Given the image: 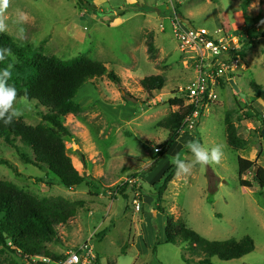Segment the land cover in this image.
<instances>
[{
	"label": "rangeland",
	"instance_id": "374dc122",
	"mask_svg": "<svg viewBox=\"0 0 264 264\" xmlns=\"http://www.w3.org/2000/svg\"><path fill=\"white\" fill-rule=\"evenodd\" d=\"M85 1L86 11L77 0H9L7 9L0 12V21L6 25L3 32L17 43L63 62L78 58L102 62L121 79L120 86L105 77L88 90L84 86L75 99L80 112L65 120L72 133L64 141L67 153L75 169L91 177L97 189L89 190L85 184L63 188L46 170L23 164L13 148L0 140V159L13 167L0 165V180L39 199H63L74 212L68 223L56 227L58 241L43 246L61 258L90 239L99 264H192L196 260L188 244L157 245L153 252L141 226L164 218H158L155 193L143 178L158 154L155 149L167 138V131L157 123L179 110L167 101L184 99L182 91L195 77L194 53L183 48L173 35L177 8L194 29L214 33L219 26L224 35H232L240 26L236 30L241 31L242 42L248 43L247 31L252 29L261 37L245 51L242 69L233 76L247 101L238 99L224 83L216 89L217 101L200 116L192 135L202 148L221 146L220 162L201 166L189 148L172 155L178 149L173 147L162 157L156 173L167 163L174 164L176 158L191 169L176 175L163 207L172 212L175 221L206 240H253L254 250L249 255L229 262L210 258V264H264V189L256 185L255 171L239 178L237 164L238 158H255L264 168V139L259 132L262 123L248 120L244 107V103L252 104L264 119V0ZM153 75L163 77L165 84L149 98L139 81ZM251 82L261 88L256 102ZM125 95L135 100L125 103ZM12 111L15 120L35 127L41 123L39 114L46 109L35 102L15 100ZM112 111L117 117L108 115ZM227 111L246 141L243 149L227 145L223 124ZM184 139L179 138L178 144ZM127 181H135L141 195L153 199L151 204L143 205L140 199L137 211L132 204L134 193L117 194ZM37 261L29 263L10 252L0 255V264Z\"/></svg>",
	"mask_w": 264,
	"mask_h": 264
},
{
	"label": "trees",
	"instance_id": "16d2710c",
	"mask_svg": "<svg viewBox=\"0 0 264 264\" xmlns=\"http://www.w3.org/2000/svg\"><path fill=\"white\" fill-rule=\"evenodd\" d=\"M84 1L77 0V4L86 11L84 5L87 2L85 1L84 4ZM90 8L94 11V7ZM174 13L176 18L182 17L177 8L174 9ZM247 35L249 41L243 46L242 56L246 50L254 46V40L261 37L254 29L247 31ZM4 48H10L11 53L0 62V71H10L8 84L15 87L16 100L35 102L46 111L39 114L41 123L35 127L14 118L7 125L0 120V140L13 148L23 164L46 170L63 188L73 189L85 184L89 190L97 189L92 184L91 177L75 169L67 153L64 141L66 138H71L72 133L65 120L80 112L75 102L80 89L86 85L92 86L104 77L115 86H120V77L108 70L102 62L85 58L63 62L55 57L43 56L31 50L29 46L17 43L4 32H0V49ZM149 48L151 50V46ZM164 84V78L159 75L145 77L139 81L140 88L149 98L160 92ZM249 87L255 91L256 97L253 102H256L260 98L261 88L254 82L249 83ZM125 96H122L125 103L135 100L130 95H127L128 98ZM167 103L170 107H178L179 110L157 123L158 127L167 131V138L157 147L161 151L156 154L148 173L156 170L162 157L177 143L180 138L179 129L191 112V107H185L184 99L181 97L169 99ZM244 107L245 117L250 121L262 123L264 128V119L256 108L254 109L249 103H244ZM223 124L227 145L234 150L243 149L246 141L238 133L230 111L225 113ZM259 132L261 135V130ZM194 133L195 131L187 132L184 135L189 136ZM196 140L197 138L192 141ZM237 164L239 178L255 171L254 181L260 190L264 189V168L256 160L238 158ZM0 165L13 168L3 159H0ZM177 174L175 164H169L163 169L161 176L149 185L155 193L157 213L165 218L164 244L175 246L188 244L189 251L196 258L204 257V260H194L192 264H210L207 261L210 258L229 262L252 253L254 243L249 237L240 240L209 241L187 229L183 223L174 220L172 212L163 207V202L168 187ZM36 182L41 183V180ZM128 190L131 193L138 191L141 194V189L128 181L122 183L117 194L125 196ZM73 216L74 212L63 199H39L10 182L0 180V255L10 252L29 263L40 258L49 259L53 264L58 262L63 257H57L43 244L58 241L56 227L65 225ZM157 245H160L158 236L152 247L153 252ZM182 259L188 263L184 257ZM99 260L97 257L96 264H99ZM34 264L43 263L39 260Z\"/></svg>",
	"mask_w": 264,
	"mask_h": 264
},
{
	"label": "built area",
	"instance_id": "2783aa9c",
	"mask_svg": "<svg viewBox=\"0 0 264 264\" xmlns=\"http://www.w3.org/2000/svg\"><path fill=\"white\" fill-rule=\"evenodd\" d=\"M236 29L232 35H224L221 30L222 35L216 37L203 28L190 29L175 17L173 35L183 48L194 53L195 61V77L182 91L184 106L191 107V112L179 129L180 136L195 131L200 116L217 101L216 89L224 83L229 85L228 81L233 80V76L241 68L244 59L241 51L246 42L240 40L241 31ZM160 151L155 149L157 153ZM133 193L132 204L138 211L141 195L138 191ZM89 241L90 239H87L80 246L68 251L54 264H96L97 255ZM39 260L43 264H53L46 258Z\"/></svg>",
	"mask_w": 264,
	"mask_h": 264
},
{
	"label": "clouds",
	"instance_id": "9594fccd",
	"mask_svg": "<svg viewBox=\"0 0 264 264\" xmlns=\"http://www.w3.org/2000/svg\"><path fill=\"white\" fill-rule=\"evenodd\" d=\"M9 0H0V12H3L8 7ZM6 25L0 21V32L5 31ZM22 31V30H21ZM11 53L10 48L0 49V62H3ZM11 73L8 70L0 71V120H3L5 125L10 124L15 113L12 111L13 103L17 97L15 87L8 84ZM195 157V162L201 166L219 163L223 155L221 146L213 147L211 150L202 148L197 141H189L186 144ZM177 173H187L191 166H186L182 159L176 158L174 161Z\"/></svg>",
	"mask_w": 264,
	"mask_h": 264
},
{
	"label": "crops",
	"instance_id": "0c3cea01",
	"mask_svg": "<svg viewBox=\"0 0 264 264\" xmlns=\"http://www.w3.org/2000/svg\"><path fill=\"white\" fill-rule=\"evenodd\" d=\"M238 15H241V13H237ZM242 19V18H241ZM240 22H241V20H240ZM237 25H240V23H238ZM221 29V27H219V26H217V30L214 32V33H212L213 35H215V36H217L219 33H220V30ZM89 86L90 85H87V86H85L84 87V90H86L87 88H89ZM88 90V89H87ZM82 92H83V90H82ZM84 94H85V92H84ZM108 115H111L112 117H117V115H116V113H115V111H112L110 114H108ZM192 135H189V136H186V135H181L180 136V138L181 137H185V142L182 144H178V141H177V143L173 146V147H175V146H178V149H176V151H174V153L172 154V155H174L176 152L178 153V151L180 150V149H182V148H185L186 147V144L189 142V141H192L195 137L194 136H192ZM179 140V139H178ZM172 147V148H173ZM170 154V153H169ZM253 161H255V158L254 159H252ZM251 161V160H250ZM258 163V162H257ZM159 165L160 164H158V166H157V168H156V170L154 171V172H152V173H148V174H146L143 178H145L146 179V181H147V184L148 185H150V183H152V182H155L160 176H161V174H162V172H163V170L161 171V172H158V173H156V171H157V169H159ZM169 165V163H167V166ZM166 166V167H167ZM148 172V171H147ZM153 174H155L154 176V178L152 177L153 176ZM213 174H212V178H213ZM145 185V183L143 182V186ZM150 187V186H149ZM141 195V194H140ZM143 199V205H145L144 203L146 202H148V204H151V202L153 201V199H150V198H146L145 196H144V194L143 195H141V200ZM159 215V214H158ZM160 217V215L158 216V218ZM163 217V216H162ZM154 224V226L153 227H155L154 228V232H153V229H152V225ZM113 226V225H112ZM141 226H143V228L146 230V238L148 239V245H149V247H153V245H154V243H155V240H156V238H157V235H158V239H159V242H160V245H162V244H164V242H165V236H164V226H165V221H164V218L162 219H158V221H150V222H144V223H142V225ZM114 227V226H113ZM161 232H162V235H161ZM97 255V254H96ZM97 257H98V259H100V257L97 255ZM200 258H196V261H198Z\"/></svg>",
	"mask_w": 264,
	"mask_h": 264
},
{
	"label": "water",
	"instance_id": "95a60500",
	"mask_svg": "<svg viewBox=\"0 0 264 264\" xmlns=\"http://www.w3.org/2000/svg\"><path fill=\"white\" fill-rule=\"evenodd\" d=\"M179 20L183 23V24H185L188 28H190V29H193V26L190 24V22L187 20V19H185L184 17H179ZM228 83H229V86L231 87V89H232V91L234 92V94L235 95H237L242 101H247L246 100V96L239 90V88L237 87V85L235 84V82H234V80H232V79H230L229 81H228ZM261 135H262V137H263V139H264V128L261 130ZM155 213H156V211H155ZM157 214V213H156Z\"/></svg>",
	"mask_w": 264,
	"mask_h": 264
}]
</instances>
